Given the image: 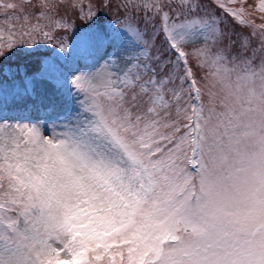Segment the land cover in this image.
I'll use <instances>...</instances> for the list:
<instances>
[{
  "label": "snow or ice",
  "instance_id": "1",
  "mask_svg": "<svg viewBox=\"0 0 264 264\" xmlns=\"http://www.w3.org/2000/svg\"><path fill=\"white\" fill-rule=\"evenodd\" d=\"M25 3L0 0L25 20L0 28V264H264V66L247 62L233 81L217 55L213 79L198 81L182 45L220 34L164 11H195L193 0H118L123 20L110 28L91 6L40 0L37 20L65 31L73 25L51 14L80 8L99 67L71 81L44 59L13 71L3 62L18 50L30 58L37 42L23 37L42 31ZM158 35L174 61L151 54ZM43 36L69 53L64 36Z\"/></svg>",
  "mask_w": 264,
  "mask_h": 264
},
{
  "label": "rangeland",
  "instance_id": "2",
  "mask_svg": "<svg viewBox=\"0 0 264 264\" xmlns=\"http://www.w3.org/2000/svg\"><path fill=\"white\" fill-rule=\"evenodd\" d=\"M220 4H224L225 8L232 9L238 13L233 16L225 11V8L217 9L208 0H193L196 5L195 11L188 12L183 8H178L176 12H172L170 8L165 7L164 11H168L172 20L176 23L182 22L185 18H199L203 21L208 20V23L215 24L217 32L220 36L214 38L213 33L206 31L203 37H199L190 41L186 45H182L185 52L188 54V65L192 68L198 81L202 80L204 83L205 77L208 80L213 79L212 73L216 68L212 64V60L217 56H223L224 60L221 61L228 68H235V71L230 74L231 79L234 81L238 74H243L247 62H250V67L254 70H259L264 66V10L259 8L260 0H217ZM17 4L22 3V0H9ZM72 0H69L71 3ZM75 2L83 7L85 15L89 12V6L95 12L100 13L98 24H103L105 27H112L113 23L120 24L123 20V12L119 11L115 4L118 0H112V6L103 7L105 0H75ZM40 0H32L31 4H24V12L30 13L28 25L39 24L42 31L33 32L29 36H24L23 39L26 43L37 42L35 50H33L31 57L24 50H18L9 60L4 61V65H13V71L16 64H25L33 62L37 59H44L47 63L55 64L68 79L71 81L75 75L84 73H94L99 65L96 63V57L90 53V49L82 40V37L92 31L84 27L87 21L80 19V8H69L67 11L60 8L55 13H52L53 20H66L73 25L72 29L65 31L62 28H56L54 23L48 18H41L37 20V14L41 11L39 7ZM143 17V10L139 13ZM151 15V13H149ZM254 15V16H253ZM12 17L10 23L15 26L17 32L20 31L21 26L25 25L23 13L17 9L15 11L9 10L7 15L3 14L0 10V28L7 29V17ZM16 17H19L17 19ZM254 17H256L254 19ZM112 21V22H111ZM243 21V22H242ZM141 26L142 20L140 21ZM79 29L76 36L73 33ZM43 31L51 32L52 36H64L67 43L69 53H64L57 56L55 53L59 51V44L55 40L53 42H46L43 36ZM20 36H16L19 41ZM7 40V35L0 37V42ZM154 47L151 48V54H159L161 60H175V54L168 50L165 43L164 36L158 35L153 38ZM55 50V51H53ZM203 50V51H201ZM204 62L201 67L200 63ZM102 63V62H101ZM23 71V69H21ZM59 74V73H58ZM179 81H177V84ZM19 85V80L17 81ZM69 87L71 84L69 83ZM103 91L102 88L99 89ZM214 91L220 92V85ZM223 96L224 93L220 92ZM103 102V97L99 98ZM207 99V97H205ZM9 117H17L20 114L9 112ZM26 115V114H24ZM43 115L42 117L46 116ZM12 122V121H10ZM22 123H28V120H21ZM36 122V121H33ZM39 123L44 125L47 123L46 130L42 128L43 134L49 138L53 136L52 121L40 120ZM64 129L56 128V132H62ZM112 250H110L111 252ZM114 254V253H113ZM127 253L125 252V256ZM117 264H120V257L116 256ZM100 264H112L108 256L100 262Z\"/></svg>",
  "mask_w": 264,
  "mask_h": 264
}]
</instances>
